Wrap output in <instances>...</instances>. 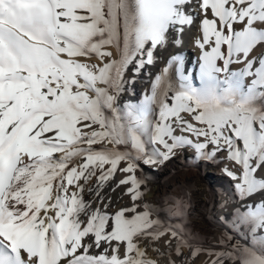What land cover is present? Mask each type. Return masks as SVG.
I'll return each instance as SVG.
<instances>
[{
	"label": "snow or ice",
	"instance_id": "1",
	"mask_svg": "<svg viewBox=\"0 0 264 264\" xmlns=\"http://www.w3.org/2000/svg\"><path fill=\"white\" fill-rule=\"evenodd\" d=\"M193 26L198 71L169 56L122 112L126 83ZM262 46L264 0H0V264H157L137 240L165 235L178 257L184 244L196 257L137 203L141 162L187 148L210 161L226 153L239 167L224 172L248 201L235 210L245 237L222 240L210 264H264ZM117 171L133 203L109 212L103 190Z\"/></svg>",
	"mask_w": 264,
	"mask_h": 264
},
{
	"label": "rangeland",
	"instance_id": "2",
	"mask_svg": "<svg viewBox=\"0 0 264 264\" xmlns=\"http://www.w3.org/2000/svg\"><path fill=\"white\" fill-rule=\"evenodd\" d=\"M194 29H196V27H194ZM177 54L181 55L183 60L188 59L189 53L185 51L184 48L178 50ZM89 60L91 61V63L99 62L97 58H89ZM148 85L149 86L147 90L145 89L143 90V94L149 90L150 83H148ZM128 92H129V86L125 85V90L121 94V98H123V101L121 100L122 101L121 104L117 105L121 109V111L124 110V105L126 104L125 101L126 96L131 93ZM177 134H179L178 130H177ZM144 139L147 140L148 136H145ZM151 147H152L151 145H148L149 150H151ZM184 150L188 153L186 158L189 159L190 165L194 167L196 170L199 171L201 170L203 179L204 181L207 182V184H205V182L202 180H200L201 181L200 182L198 181V179H194L192 176L185 177L184 179L180 177L173 179L171 176H167L163 180L155 179V177L157 178L156 175L157 173L160 172V170L169 168L172 161L177 160L181 152V150L178 149L176 155L173 156L169 161H166L163 165L159 163H156V165L148 164L152 167L150 168L141 162L140 168L137 169V175L140 176L139 171H147L150 174H154L155 177L153 180L144 179L145 183L141 185L142 201L137 203L141 205L140 210H143V204L147 202L148 205L152 208L151 215L153 219L159 218L162 224L170 225L173 228H178L184 234V236L188 241L193 240L194 243L200 246L199 248L201 249V251L198 253L197 257L202 255V258L199 259L201 260V264H210V261L213 257L209 256L208 254L209 251L215 253L217 251L224 250L220 247V244L217 243L218 242L217 240H219L220 242L223 240L225 243H227L228 241V239L223 238L221 236L219 230L214 228H209L210 221L215 223L217 222V224L221 226H225L224 224L225 222L227 225H229V231L235 236L239 237L241 240L245 237V230L243 228L237 229L234 227L236 223L235 210L237 209L236 207L238 206L236 202L237 200L236 197L235 199L233 197V200L235 201L237 206H235V204H231L230 206H228V209L226 210L227 213L225 214L226 216L223 215L225 219L222 217L221 220L216 219V217L218 216L217 211L221 207L213 210V212L209 214L210 216L208 215L209 217L203 214V207L206 205V203L210 198V192L207 188V185L208 184L210 185L212 183L214 184V182L212 180L211 182H208L206 180L208 177V173L205 172L206 169H204V167L198 165V162L196 161L197 159L195 157V151L192 150V148H187ZM223 158L224 156L221 154L217 158L219 159L218 161L220 163L217 172H219L220 174H226L224 172L225 166H227L228 168L231 167V164L229 162L222 161ZM199 160L201 163L206 162L205 159H199ZM121 166H123V163L121 164ZM105 167H107V165H105ZM180 174L181 173H179L178 175ZM218 179L215 180L227 184L229 194L231 196L232 194L236 193L233 187L235 182H232L230 178L225 177V179L223 180L221 178ZM155 184L158 185L157 188L154 187ZM213 193L214 195L217 194L215 190H213ZM214 195L212 198L213 204L216 203V198H214ZM129 199L130 197L126 195L124 192L123 200L120 201L118 204L126 202ZM131 205H129L128 207H131ZM204 224L205 226H203ZM166 237L169 238L168 235H166ZM143 238L144 237H140L137 240V243L139 244L140 247L145 249L147 257L150 258L149 254H147V250H146L147 247L144 246ZM244 242L246 243L247 240L244 239ZM174 247L175 245L172 247V249ZM171 253H172V257H171L172 260L177 261L175 257L174 249ZM155 261L157 262V264H169L168 261L166 263H163L162 261L160 262L158 260Z\"/></svg>",
	"mask_w": 264,
	"mask_h": 264
},
{
	"label": "bare ground",
	"instance_id": "3",
	"mask_svg": "<svg viewBox=\"0 0 264 264\" xmlns=\"http://www.w3.org/2000/svg\"><path fill=\"white\" fill-rule=\"evenodd\" d=\"M197 34H198L197 29H194V26L191 28H186L183 35L179 37V39L181 41L179 44L171 42L172 37L170 36L169 37L170 42L167 45L166 50H159L158 51V54H157L158 58H157L155 67H151L150 69H147L145 72H143L139 76H137L135 79V83H132L131 81H128L126 83V85L129 86V92L128 93L131 92L130 94H128L126 96V100H125L126 104H137L143 97V90L144 89L147 90V88L149 86L148 85V83H150L149 75H148L149 72H157L160 68H162L164 66V64H165V62L169 56L176 55L178 50H180L182 48H184L185 51H187L189 53L188 59L184 60L185 68L188 71H193V70L198 71L197 60H198V57L200 55V50L196 46V44L194 43V39H195ZM262 51H264V46L257 48L255 50V52L253 53V55H256ZM113 53H114V55H117L114 47H113ZM91 58H96V57L92 56ZM89 62L91 63L90 60H89ZM128 75H131V73H129ZM121 100L123 101V98H121V96H120V99H119L117 105L121 104V102H122ZM192 150H194V149H192ZM220 154L224 156L222 161H227L231 164L230 169L234 170V169H237L239 167V166L235 165L234 162L226 159V153L221 152V153H219V155ZM187 155H188V153L185 150H181L177 160H173L169 168H166L164 170H160V172L157 173V175H156L157 178L155 177L154 174H150L147 171H139L140 176L142 175L143 178L146 180H153L154 177L156 180L157 179L163 180L167 176H171L173 179L178 178V177L184 179L185 177L192 176L194 179H198V181H200V180L204 181L203 176L201 174V170L200 171L196 170L194 167H192L190 165L189 159L186 158ZM219 159H216L215 161L205 160L206 162H202V163L200 162L199 159H197L196 161L198 162V165H200L201 167H204V169H206L205 172L208 173V177L206 180L208 182H211V180L214 182V184L212 183L210 185L209 184L207 185V188L210 192V198H209L208 202L206 203V205L203 207V214L208 216L210 213L213 212V210L221 207L220 209H218V211H217L218 216L216 217V219L221 220V217L225 219V217H223V215H225L227 213L226 210L228 209V206H230L231 204H235V206H237L235 201L233 200V197H234V199H235V197L237 199L236 202H237L238 206L236 208H241L242 205L244 203H247L248 201H241L238 198L237 193L232 194V196H231L229 194L227 184L223 183V182L221 183V181L215 180L218 178H221L223 180V179H225V177H228L226 174H220L219 172H217L218 166L220 165V163L218 161ZM152 165H156V164H152ZM147 166L152 168L150 165H147ZM179 173H181V174L178 175ZM122 177H123V174L117 172L115 174L114 180L111 181L110 184L103 190L105 197H111V204H110V207L108 209L109 212H115L120 207L121 208L122 207H128L129 205H131L133 203L131 201V199H129L126 202L118 204L120 201L123 200L124 192H125V189L123 187H119V188L116 187V183ZM228 178H230V177H228ZM230 180L232 182H235L231 178H230ZM226 181H227V179H226ZM204 182H205V184H207L206 181H204ZM157 186H158L157 184L154 185L155 188H157ZM113 188H115V191L112 190ZM162 188H163V186H162ZM213 190H215L217 192V194L214 195ZM213 195H214V198H216L215 204H213V202H212ZM84 197H85V200L95 201L94 194L89 193L87 191H85ZM260 198H261V196L258 194L256 196H253L252 200H258ZM141 201H142V197L137 202H141ZM94 206H95V204H94ZM227 218H228V216H227ZM224 224H225V226H221V225L217 224V222L215 223V222L210 221V223H209L210 226L209 225L208 226H209V228H214V229L219 230L221 236L223 238L228 239L227 243H231L234 241L241 240L239 237L235 236L234 234H232L229 231V225H227L225 222H224ZM203 226H205V224ZM230 237L232 238L231 240H230ZM167 240H168V238L166 237V235L164 237H162L160 240L155 241V242H153L149 239L143 238L144 246L147 247L146 250H147V254H149V256H150V259L158 260L160 262L162 261L163 263H166L167 261L169 262L170 259L172 260V258H171L172 253L171 252L173 251V249L175 247L173 249L172 248L169 249L168 245L165 243V241H167ZM217 241H216L217 243H219V244L221 243L219 240H217ZM190 242H191V248L200 249L199 248L200 246H198L196 243H194L193 240H191ZM174 245H175V241L172 242V247ZM157 250H159V252H162L164 254L163 255L159 254V252ZM121 251H123V250H121ZM169 252H170V256H169ZM182 252L184 253L183 258L178 257L175 253L177 264H181L182 259L184 261H186V264H201V260H199V259L202 258V255L199 257L196 256L194 258L191 257V255H190L191 249H190L188 244L182 245Z\"/></svg>",
	"mask_w": 264,
	"mask_h": 264
}]
</instances>
